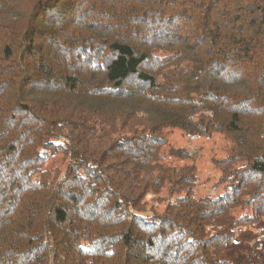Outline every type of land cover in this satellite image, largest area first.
<instances>
[{
	"label": "trees",
	"instance_id": "16d2710c",
	"mask_svg": "<svg viewBox=\"0 0 264 264\" xmlns=\"http://www.w3.org/2000/svg\"><path fill=\"white\" fill-rule=\"evenodd\" d=\"M263 219L264 0H0V264H235Z\"/></svg>",
	"mask_w": 264,
	"mask_h": 264
},
{
	"label": "rangeland",
	"instance_id": "374dc122",
	"mask_svg": "<svg viewBox=\"0 0 264 264\" xmlns=\"http://www.w3.org/2000/svg\"><path fill=\"white\" fill-rule=\"evenodd\" d=\"M171 145L188 149L198 167V193L201 195L222 191L218 186L220 170L215 158L225 154L226 140L220 133L210 137H191L181 130H174L169 134ZM57 160L61 161L58 156ZM154 196L148 197L149 204L158 210L165 207L164 203L153 201ZM221 260H230L235 264H264V219L257 224L243 226L236 233L231 243L213 248Z\"/></svg>",
	"mask_w": 264,
	"mask_h": 264
}]
</instances>
